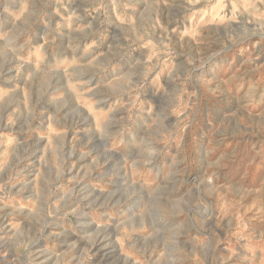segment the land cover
Here are the masks:
<instances>
[{
  "label": "rangeland",
  "instance_id": "rangeland-1",
  "mask_svg": "<svg viewBox=\"0 0 264 264\" xmlns=\"http://www.w3.org/2000/svg\"><path fill=\"white\" fill-rule=\"evenodd\" d=\"M0 264H264V0H0Z\"/></svg>",
  "mask_w": 264,
  "mask_h": 264
}]
</instances>
